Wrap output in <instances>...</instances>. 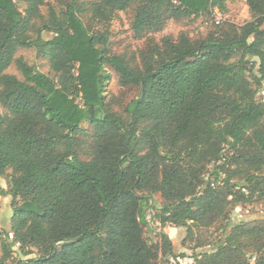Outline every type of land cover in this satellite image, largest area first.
<instances>
[{"label": "trees", "instance_id": "trees-1", "mask_svg": "<svg viewBox=\"0 0 264 264\" xmlns=\"http://www.w3.org/2000/svg\"><path fill=\"white\" fill-rule=\"evenodd\" d=\"M21 1L23 11L16 0H0V178L8 179L13 211L0 264H13L16 245L21 257L37 251L21 258L24 264H180L167 233L145 238L155 193L163 198L160 224L188 234L208 215L264 195V102L257 100L264 0H247L255 19L240 28L198 40L163 37L143 53L141 66L113 53L109 36L88 28L75 1L60 13L47 0ZM225 2L96 0L91 13L105 23L136 3L132 29L141 37ZM40 19L47 37L36 27ZM21 47L47 56L55 77L16 58ZM249 57L259 61L256 73ZM13 63L23 79L6 72ZM107 66L122 86L138 88L125 115L108 107ZM210 166L214 180L205 179ZM250 239L261 252L255 264H264V222L245 220L229 222L215 249L195 263L252 264Z\"/></svg>", "mask_w": 264, "mask_h": 264}, {"label": "rangeland", "instance_id": "rangeland-1", "mask_svg": "<svg viewBox=\"0 0 264 264\" xmlns=\"http://www.w3.org/2000/svg\"><path fill=\"white\" fill-rule=\"evenodd\" d=\"M18 6L23 11L25 3L16 0ZM58 13L64 8L66 3L76 2L79 9V15L91 31L104 32L109 36V48L118 55L124 56L133 66H141L142 55L148 51V48L154 44H161V40L165 36L177 39L180 34L186 33L193 40L203 39L211 34H217L224 28L236 27L240 28L246 23L255 19L254 13L249 7L247 0H226L224 9H215L212 14H204L198 17H187L181 20L168 19L166 25L161 31L148 32L138 37L132 29V22L135 17L136 3H132L125 10L118 11L115 17L105 23H99L92 17L91 4L96 0H47ZM49 5L41 7V14L44 20L49 13ZM217 17H221V22L217 23ZM42 20H36V27L41 28L40 32L44 37L50 33L46 31ZM35 35V32H31ZM22 57L30 65H33L39 71L55 77V73L51 70L49 58L37 52L35 47H21L17 50L16 58ZM250 66H255V73L258 70L259 61L255 57H249ZM107 70L111 73L112 78L106 84V96L108 98V107L111 111L125 115L124 109L126 104L136 97L138 88L135 86H122L119 83L118 75L113 68L107 66ZM7 73L15 74L23 79V74L13 63L7 70ZM257 100L264 102V81L259 88ZM0 112L6 113V109L0 104ZM83 127L88 130L91 125L88 122L83 123ZM86 141L84 138L82 139ZM88 143L83 145L86 149ZM229 155V150H225V156ZM10 170L8 174H10ZM213 167L210 166L205 174V179H215ZM264 176V174H263ZM0 183L5 192L0 196V239L4 238V232L11 228V218L13 211L11 208V197L7 194L9 188L8 179L0 178ZM154 204L147 208V225L144 226V235L148 241H158L157 233L163 231L167 233L173 242L174 253L178 256L180 264H196L195 257L204 252H211L215 249L217 242L223 237L229 222L236 223L245 220V223L255 226L262 224L264 215V195L256 193L253 202L246 205H239L236 208L228 207V213L218 215L210 214L204 219V223L192 227V233L188 234L185 227L174 226L172 224L161 225L158 214L160 206L163 204V198L160 193L154 194ZM227 214V215H226ZM12 236L10 235V238ZM258 242L250 239L246 242V250L252 254L251 262L255 264L256 259L261 255L257 252L256 245ZM14 253L10 259L13 264L20 263V260L33 257L37 254L36 249L28 257H21L19 245L14 248ZM173 260V259H172Z\"/></svg>", "mask_w": 264, "mask_h": 264}, {"label": "built area", "instance_id": "built-area-1", "mask_svg": "<svg viewBox=\"0 0 264 264\" xmlns=\"http://www.w3.org/2000/svg\"><path fill=\"white\" fill-rule=\"evenodd\" d=\"M221 20H222L221 17H217L216 22H217V23H220Z\"/></svg>", "mask_w": 264, "mask_h": 264}]
</instances>
